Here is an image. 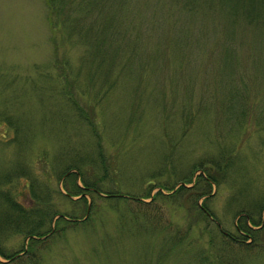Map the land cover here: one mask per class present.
Returning <instances> with one entry per match:
<instances>
[{"label":"rangeland","instance_id":"rangeland-1","mask_svg":"<svg viewBox=\"0 0 264 264\" xmlns=\"http://www.w3.org/2000/svg\"><path fill=\"white\" fill-rule=\"evenodd\" d=\"M43 5L0 0V249L20 251L26 239L21 225L5 222L2 214L13 213L4 196L29 214L26 224L37 219L41 233L53 228L55 213L83 215L82 202L56 192L62 170L74 167L103 177L102 190L144 197L152 187L154 198L111 205L114 199L93 196L88 220L56 221L54 236L35 242L18 264H195L193 250L203 264H230V252L236 264H264L263 243L224 242L210 221L209 243L194 197L167 196L195 169L213 165L217 184L206 205L221 228L234 235L236 209L258 218L264 5L247 24L244 0H127L120 27L102 35L113 70L106 61L85 63L75 38L51 40ZM221 149L234 153L223 174ZM197 189L210 188L198 182ZM30 192L42 200L33 203ZM175 231L185 237L177 248ZM256 238L264 242V231Z\"/></svg>","mask_w":264,"mask_h":264},{"label":"trees","instance_id":"trees-1","mask_svg":"<svg viewBox=\"0 0 264 264\" xmlns=\"http://www.w3.org/2000/svg\"><path fill=\"white\" fill-rule=\"evenodd\" d=\"M43 3L44 8L46 9L45 19L48 25L47 28L50 31L51 40L55 39V43L58 44L61 42V38H63L64 40H71L75 38L76 41L82 43L81 46L84 48V53L81 58L85 63H91L96 60L106 61L108 69L113 70L115 63L113 61H110L106 57V42L110 40H102V35L103 33L114 31L116 28L120 27L119 21L121 17H119L118 13L124 12V10L128 7L127 0H43ZM263 5L264 0H244V5L240 7V13L245 20L247 19V24L252 22L253 17H257V14L262 12ZM63 26H66L70 30L67 32L66 29L63 28ZM61 29L64 30V32H62V35L59 34V32H61ZM53 59V64L57 67V59ZM127 61L128 58L125 60V63H127ZM100 74L101 77L104 78V80H107V74ZM242 114H246L243 109ZM84 119L89 121V119H87L85 116ZM219 151L220 152L217 156L221 158V155L223 154V158L226 157L222 162L223 171L221 172V174H223L226 168L234 165V153L226 155L223 153L225 149H221ZM75 169L76 168L71 167L69 169L62 170L59 176V180H57L60 188L56 190V192L61 198L66 197L69 202H82L84 205V213L78 219L72 217V215L68 216L65 214L55 213L49 221L53 223V228L47 229L46 231H43V233L37 230V228L41 225L40 222L37 221V219L33 220V222L29 225L26 224L25 222L28 221L27 219L29 218V214H25L26 211H24L23 209L16 208L17 204L11 203L13 201L9 200L8 197H3V204L8 205L9 207L7 212L11 211L14 214H12V216H9L10 218H14L13 221H10L8 219V215L3 213L2 215H4L3 217H5V222L8 224L16 225L17 227L21 225L23 227L22 231L25 233L24 235L26 239L23 243V245H25V248H22L20 251L16 250L8 254L0 249V258L4 260L3 262L0 261V264L20 263L19 261L26 256L27 252H30L32 250L35 242L41 244L47 239L49 240L54 236V232L56 230V221L59 223H66L68 226H73L74 223H79V221H81V223H84V220H88L90 216L91 211L89 210H91L93 207L91 201V198L93 196H97L99 198H104L107 200L114 199L113 201L115 202H113V204L111 205L116 204V201L118 200L144 202V197L151 199L154 198L149 195L150 192L154 189L152 187L145 192L144 197L131 196L124 192L120 193L118 192L119 190H102L101 183L103 181V177H96L93 174H89L87 171H85L83 174V172H77L75 171ZM214 169L217 168L213 165L206 167V169H195L192 175H194L195 172L199 173L194 175L193 181L191 178L189 181L184 180L176 183L177 187L174 189V191H172L171 194H168L167 196H171L174 193H179V195L181 196L194 197V203H192V206L193 208H195V212L197 211L198 215L200 216L198 220L203 223L204 228L202 232L206 233V235L208 236L209 243L213 239L214 235L213 231L207 230L208 227L206 225L207 222L210 221L216 225L217 231L221 236L224 237V242L228 240L227 242L231 241L234 245L243 246L245 249H249V247H252L259 242L264 244V242H262L260 238H256V234L264 231V200L258 207V210H260V214L257 219L252 217L250 213L244 212V210L236 209V211L234 212V235L226 233L221 228L214 215H212L211 211L206 205V201L211 197V189H215L217 184L216 179L214 181V179L211 177V172L212 170L214 171ZM198 182H203L204 185H207V187L210 188L209 191H203L201 189L195 190V186ZM156 187V194H161V190H163V187L159 185ZM173 188L174 187L168 190L171 191ZM61 189L63 190V192H60ZM30 194L33 203H38L42 200V198L36 196L35 193L33 194L32 192H30ZM86 197H89L88 209V202L85 201ZM199 199L200 202L198 201ZM55 216V220H52ZM83 216H85L84 219L80 220L83 218ZM38 218L41 217L38 216ZM187 229H189V227ZM173 237V241H170L172 247L177 248L184 243L185 237H181L177 233V231L174 232ZM168 238L172 239L171 236H168ZM228 247L229 246L223 247L222 245V250H228ZM192 254V256L195 258V264H203L199 251L195 252V250H193ZM229 255L231 257L230 264H236L235 261L238 260L237 255L233 252H230ZM197 260H199V263L197 262ZM205 264H207V262H205ZM217 264H223V261L218 260Z\"/></svg>","mask_w":264,"mask_h":264},{"label":"water","instance_id":"water-1","mask_svg":"<svg viewBox=\"0 0 264 264\" xmlns=\"http://www.w3.org/2000/svg\"><path fill=\"white\" fill-rule=\"evenodd\" d=\"M193 179H194V177L192 178V181H193ZM72 198H74V197H72ZM88 207H89V201H88V203H87V209H88ZM84 217H85V216H83V218H82V219H80V220H83V219H84Z\"/></svg>","mask_w":264,"mask_h":264}]
</instances>
